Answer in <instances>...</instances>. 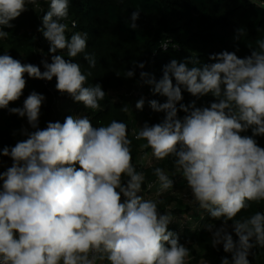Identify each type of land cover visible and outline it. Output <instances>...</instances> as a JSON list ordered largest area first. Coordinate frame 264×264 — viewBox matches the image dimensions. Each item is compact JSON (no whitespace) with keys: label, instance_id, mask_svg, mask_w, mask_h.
Listing matches in <instances>:
<instances>
[{"label":"clouds","instance_id":"1","mask_svg":"<svg viewBox=\"0 0 264 264\" xmlns=\"http://www.w3.org/2000/svg\"><path fill=\"white\" fill-rule=\"evenodd\" d=\"M46 2L49 7L37 29L50 43L51 63L40 62L44 71L9 52L0 54V109L26 118L34 129H22L27 139L0 148V156L12 161L0 171V264H188L190 250L168 227L171 206L162 213V199L141 194L146 175L132 162L126 123L113 119L94 127L88 115H68L63 123L49 121L40 128L45 96L36 91L22 107H9L23 95L27 74L45 81L55 77L61 94L88 110L103 111L100 101L108 94L101 84L88 85L91 72L85 74L79 63L61 54H83L89 68L96 66L95 56L86 52L88 33L68 35L77 27L75 20L71 29L67 23L71 0ZM29 5L40 8L38 0H0V40L8 38L5 29L14 28L12 21ZM139 14L131 13L130 28H137ZM245 34L237 29L235 39ZM256 45L259 50L243 58L236 54L238 48L222 50L210 54L214 62L202 65L196 56L186 62L173 59L158 81L140 73L154 94L167 98L163 103L148 101L153 112L164 113L161 122H145L139 131L132 130L136 141L146 142L139 145L141 160L148 159L147 149L157 162L175 157L172 175L181 174L187 182L191 203L224 225L214 231L213 224L205 225L212 232V247L222 243L224 252L231 253V261L223 257L221 264H250L251 250L264 248V212L235 219L252 203L264 202V147L256 139L264 137V39ZM161 47L167 50L168 42ZM136 66L142 69L144 64ZM125 76L133 77L134 71ZM182 88L197 99L210 94L214 100L201 107L195 100L181 103ZM144 106V98L135 103L136 110ZM121 111L128 113V105ZM180 111L185 113L182 118ZM249 129L252 135H241ZM153 174L156 181L146 186L151 190L158 185L156 197L174 191L163 167L156 166ZM229 221L237 240L226 230ZM199 264L209 262L201 259Z\"/></svg>","mask_w":264,"mask_h":264},{"label":"trees","instance_id":"2","mask_svg":"<svg viewBox=\"0 0 264 264\" xmlns=\"http://www.w3.org/2000/svg\"><path fill=\"white\" fill-rule=\"evenodd\" d=\"M38 3L40 8L33 10V6L29 5L28 11L12 21L15 27L5 29L9 36L0 40V54L9 52L22 63H32L44 69L40 62L45 59L51 63L50 43L37 29L42 26V16L49 4L46 0H38ZM137 10L140 13L135 21L137 28L132 29L129 27L132 23L131 13ZM72 20L77 22L75 29H71ZM67 23L71 29L69 36L75 31L88 33L86 52L95 56L96 66L89 68L83 54L76 58L68 57L66 50L61 54L65 59H74V62L79 63L85 74L91 72L88 85L101 84L108 94L105 100L100 101L103 111L88 110L66 93L61 94L55 88V77L48 88L43 80L28 78L27 74L23 95L18 101L10 102L9 107H22L24 99L36 91L45 96L40 128L46 127L49 121L63 123L68 115H88L94 127L106 126L113 119L126 123L129 139L132 140V162L137 171H143L146 175L144 193L141 194L145 198L162 199L164 203L158 205L162 213L171 206L173 220L168 227L179 235L180 243L190 250L188 264H199L201 259L209 264H221L223 257L231 261V253L224 252L222 243L216 248L212 247V232L205 229V225L213 224L214 231L223 226L222 222L211 219L206 210L199 209L186 199L187 194H179L188 186L181 174L172 175L175 172V157L157 162L151 156V149H147L149 159L141 160L144 153L139 145L146 142L136 141L132 130L139 131L145 122L150 125L159 123L164 117V113L153 112L148 101L156 99L163 103L167 98L153 93V86L145 84L141 79L142 71L153 75L158 81L163 76L164 66L173 59L186 62L196 56L202 65L214 62L209 60L210 54L222 50L236 51L238 48L236 54L241 58L249 55L253 49L259 50L256 40L264 39V0H71ZM240 28L246 34L237 40L235 37ZM163 42H168L167 50L161 47ZM139 63L144 64L142 69L136 66ZM192 66L189 62V67ZM129 70L134 71L131 78L125 76ZM182 94L181 103L188 104L195 100L197 107L207 106L214 100L210 94L197 99L183 88ZM141 98L145 99V106L139 111L135 109V103ZM124 104L129 107L128 113L121 111ZM184 115V112H178L179 117ZM22 129L34 131L27 124L26 118L10 114L7 109H0V148L14 146L17 141L27 139L21 134ZM241 135H252L251 129ZM256 139L264 147V137ZM7 159L10 158L0 156V160ZM156 166L163 167L174 181V191L170 190L161 197L155 195L158 185L151 190L146 186L156 181L153 174ZM256 211L264 212V202L252 203L251 207L238 213L235 219L248 218ZM228 225L232 226L233 222L229 221ZM229 234L234 240L238 239L233 229ZM248 259L250 264H264V248H253Z\"/></svg>","mask_w":264,"mask_h":264},{"label":"rangeland","instance_id":"3","mask_svg":"<svg viewBox=\"0 0 264 264\" xmlns=\"http://www.w3.org/2000/svg\"><path fill=\"white\" fill-rule=\"evenodd\" d=\"M149 159V158H148ZM147 160V159H146ZM11 163H12V161L10 160V165H11ZM179 194L180 195H185V194H187V196H186V199H189V201L191 202L192 200H193V197H192V193H191V190L189 189V188H187V189H184V190H181L180 192H179ZM224 226V225H223ZM222 226V227H223ZM233 229V227L232 226H230V225H228L227 226V231L230 233L231 232V230Z\"/></svg>","mask_w":264,"mask_h":264},{"label":"crops","instance_id":"4","mask_svg":"<svg viewBox=\"0 0 264 264\" xmlns=\"http://www.w3.org/2000/svg\"><path fill=\"white\" fill-rule=\"evenodd\" d=\"M10 160L11 159H7L6 161L2 160L3 161V164L4 166L3 167H0V171H3L6 167L10 166ZM0 184H2V182H0Z\"/></svg>","mask_w":264,"mask_h":264},{"label":"built area","instance_id":"5","mask_svg":"<svg viewBox=\"0 0 264 264\" xmlns=\"http://www.w3.org/2000/svg\"><path fill=\"white\" fill-rule=\"evenodd\" d=\"M41 71H44V69H41ZM43 82L46 87L50 88V81L43 80Z\"/></svg>","mask_w":264,"mask_h":264}]
</instances>
